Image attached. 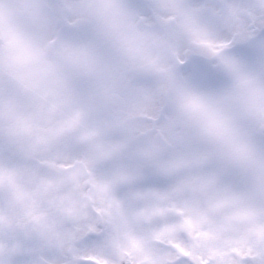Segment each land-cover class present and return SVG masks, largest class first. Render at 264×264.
<instances>
[{
    "label": "flooded vegetation",
    "instance_id": "obj_1",
    "mask_svg": "<svg viewBox=\"0 0 264 264\" xmlns=\"http://www.w3.org/2000/svg\"><path fill=\"white\" fill-rule=\"evenodd\" d=\"M163 1V9H167V3L170 2V6L176 10L170 12L172 14L164 11L167 26L161 25L166 44L164 55L173 59L176 47L168 42L170 30L181 31L184 28L182 21L190 17V35L198 28L199 23L206 24L199 21L202 17L200 14L208 13H201L198 5L189 1L181 9H176L172 4L175 0ZM218 2L220 4L213 13L225 18V21L207 24L209 28L217 25L224 28L223 34L212 38V45L218 38L229 36L230 45L224 49L226 114L221 120L222 134L212 143L210 150L197 156L199 165L194 177L196 192L185 208L188 210L192 207L191 211L188 210L187 217L192 219L196 215L197 219L200 215V202L213 215H217L215 210L218 209V204L233 203L234 208H230L232 212L229 216L233 220H240L244 203L248 199L259 202L254 208L255 212L264 208V0H252L251 10L246 3L232 5L234 0ZM179 10L186 12L175 15ZM143 11L150 12L152 7H145ZM140 17L136 19L141 21ZM105 23L102 19L101 36L106 34ZM249 28L255 31L254 35L246 40H239L237 30L246 31ZM113 34L119 39V29H115ZM200 36L205 38L208 34L202 31ZM113 43L114 39H107L104 44L96 38L91 44V52H103L106 45ZM18 49L7 57L12 62V68L14 56L19 52L38 56L37 49L33 46ZM184 51L187 60L195 61L196 53L192 47H187ZM104 58L110 65L113 77L110 86L96 94H81L76 88H72L74 65L71 73H43L39 86H35L34 80L41 73L40 62L30 78L21 75L14 68L11 72L2 73L0 264H20L25 253L34 256L32 263L50 264L45 258L40 260L37 257L34 246L37 251L58 247L65 260L68 255L65 249L85 248L89 236L93 240L97 236L107 237L103 232H110L109 229L124 235L125 230L120 226L119 202L124 201L120 190L125 196L124 210L128 207L127 215H133L132 220L135 217L132 203L141 199L151 201L150 173L163 171V155L154 159V164H148L146 159L152 155L144 149H140V152L139 144L133 139L135 133L126 134L118 123L120 119L116 122L115 116L119 115L127 119L129 117L128 122H132L133 113H121L115 107L114 96L117 92L106 95L117 69L113 61L105 55ZM187 60L183 62L189 68L191 62ZM81 98L93 101L91 105H94L95 110L90 118L88 108L83 106L85 104ZM107 109H114L117 113L108 114ZM189 113L190 111L185 121L181 117L177 118L175 125L192 124V114ZM109 120L113 121L109 133L112 131L114 138H107L104 134L107 132L104 128L110 125ZM128 122H124L125 125ZM116 128L119 129L118 132ZM93 129L96 130L95 135L91 134ZM89 133L92 141H95L93 146L88 143ZM144 134L151 136L150 133ZM140 139L146 141L147 145L151 143V137L144 136ZM52 141L56 147L54 149ZM160 143H163L161 137L155 146ZM238 151L243 156L256 153L260 157L258 161L250 159L244 162L240 155L239 163L236 164L232 160V154ZM138 152L141 155H137ZM72 153L76 156L70 160ZM99 166L101 170L97 169ZM89 172L95 173L94 180L88 178ZM121 173L123 176H120ZM155 181L158 182V179ZM137 191H141L144 197L137 198ZM178 206H182V202L179 201ZM183 211L179 210L181 218H185ZM147 212L149 215L153 214L150 209ZM209 214L206 217L211 218ZM186 228L188 229L187 223L183 225V229ZM76 236L78 239L73 240L74 243L70 242ZM185 238L191 240L190 235ZM185 255L190 256L191 253ZM199 255L201 254H198L201 261L191 259L192 264H203L205 257ZM61 264L66 263L63 261Z\"/></svg>",
    "mask_w": 264,
    "mask_h": 264
},
{
    "label": "rangeland",
    "instance_id": "obj_2",
    "mask_svg": "<svg viewBox=\"0 0 264 264\" xmlns=\"http://www.w3.org/2000/svg\"><path fill=\"white\" fill-rule=\"evenodd\" d=\"M20 1L0 0V77L4 75V71H13L12 62L7 57L9 53L19 50V47L33 46L37 49L41 73L34 82L35 86H39L45 72L71 73L75 61L92 50L94 39L99 38L104 44L107 39H114L113 45H106L102 54L113 61L117 69L112 86L106 93L110 96L113 91L117 92L114 96L115 107L121 113H133L132 117L145 113L155 115V108L151 106L153 104L160 106L159 109L163 108V111L169 109L167 116L164 115V119L157 124L159 133L156 136L163 141L159 146L154 145V139L150 145L140 139L144 136L151 137L144 134L150 128L149 124L136 120L128 122V116L127 119L122 115H112L116 122L120 119L118 123L126 134L136 131L133 139L139 144V151L144 149L152 155L146 159L148 164H154V159L163 155V171L150 173L151 201L141 199L132 203L133 214L135 213L133 220V215H127L128 207L124 210L125 196L120 190L124 200L119 202L120 226L125 230L124 235L109 229L110 232H103L107 237L87 239L85 248L65 249L68 254L65 260L58 247L37 251L34 246L37 257L40 260L45 258L50 264H61L63 261L66 264H192L191 259L201 261L198 258V254H201L199 257H205L203 264H264V208L251 214L255 212L254 208L259 202L250 199L245 201L240 220H233L229 216L232 212L230 208H234L233 203L218 204V209L215 210L217 215H213L200 202V215L197 219L196 215L192 219L187 217L192 207L189 211L185 208L196 192L194 177L199 165L197 156L210 150L212 143L222 134L221 120L226 114V55L222 47L215 46V41L211 44L212 38L224 33V28L222 25L209 28L207 24L225 21V18L213 13L220 4L218 0H175L172 3L176 9H181L189 1L198 5L201 13H208L200 14V20L196 17L197 21L206 24L199 23L198 28L192 32L193 35L188 34L190 17L182 21L184 28L181 31L170 30L175 35L174 40L168 39L176 47L173 59L164 55L166 44L161 33V25L167 26L164 11L170 13L174 10L170 2L167 3V9H163V0H27L25 7L28 10L20 14L16 11ZM251 1L234 0L232 5L246 3L251 10ZM145 7H152V11L144 12ZM180 12L186 11L179 10L175 15ZM138 16H141L140 20L143 22L136 19ZM102 19L106 21V34L103 36ZM143 24L146 27L141 28L148 30L138 29L137 25ZM115 29H119V39L113 34ZM202 31H206L208 36L201 37ZM149 32L154 34L149 37ZM187 47H192L196 53L193 62L186 58L184 49ZM185 60L191 62L190 71L182 68ZM197 80L207 82L210 92L205 84L196 82ZM154 84H164L157 92L159 97H164L169 90H173L175 94L182 93L187 87L192 88L194 100H204L207 95L209 97L207 102H193L185 109L175 106L173 96L163 104L161 99L154 97L149 100V105L146 103V95ZM81 100L85 104L83 106L88 108L90 118L95 110L94 105H91L93 101L86 98ZM189 111L192 114L190 129L183 125L175 127L174 121L179 117L185 121ZM106 112L117 113L114 109H107ZM112 122L109 120L110 125L104 128L107 138H114L112 131L109 133ZM124 122H128L127 125ZM116 129L118 132L119 129ZM91 134L95 135L96 130L93 129ZM91 134L87 137L89 145L93 146L95 141H92ZM137 155L141 153L138 152ZM240 155L244 162L250 159L258 161L260 157L256 153L243 156L238 151L232 154V160L236 164L239 163ZM75 156L72 153L70 160ZM97 169L101 170V167ZM94 176V172H89L90 180H94ZM136 195L137 198L144 197L141 191H137ZM177 200L182 202V206H178ZM147 209L152 210L153 214L149 215ZM182 209L185 218L179 216V210ZM207 214L211 218L206 217ZM186 223L191 237L189 241L183 235V225ZM76 239L78 236L72 237L70 242L74 243ZM189 252L190 256L185 255ZM33 257L25 253L20 264H36L32 263Z\"/></svg>",
    "mask_w": 264,
    "mask_h": 264
},
{
    "label": "water",
    "instance_id": "obj_3",
    "mask_svg": "<svg viewBox=\"0 0 264 264\" xmlns=\"http://www.w3.org/2000/svg\"><path fill=\"white\" fill-rule=\"evenodd\" d=\"M38 63L39 60L35 55L20 53L15 57L14 66L21 74L30 77ZM111 78L112 71L102 55L86 54L80 58L74 68L73 86L80 93H97L109 86Z\"/></svg>",
    "mask_w": 264,
    "mask_h": 264
},
{
    "label": "bare ground",
    "instance_id": "obj_4",
    "mask_svg": "<svg viewBox=\"0 0 264 264\" xmlns=\"http://www.w3.org/2000/svg\"><path fill=\"white\" fill-rule=\"evenodd\" d=\"M17 7H18V10L20 12L24 11L25 10V2H24V0H21L20 3L17 5ZM254 33H255V31L253 29L249 28L246 31L237 30L236 35L238 36L239 40H246V39L252 37L254 35ZM170 38L172 40H174L175 39V35L173 33H171L170 34ZM229 44H230L229 43V36L228 37L218 38V40L215 42V46H228ZM163 87H164V84H160V85L152 87L153 90H151V92L149 94L150 97L155 96L154 95L155 92L160 90ZM191 94H192L191 88L190 87L186 88L185 91H184L185 98L189 97Z\"/></svg>",
    "mask_w": 264,
    "mask_h": 264
}]
</instances>
